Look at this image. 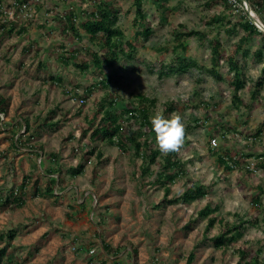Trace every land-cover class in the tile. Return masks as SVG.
<instances>
[{"label": "rangeland", "instance_id": "rangeland-1", "mask_svg": "<svg viewBox=\"0 0 264 264\" xmlns=\"http://www.w3.org/2000/svg\"><path fill=\"white\" fill-rule=\"evenodd\" d=\"M14 1L0 0L5 13L3 19L0 16V22L14 21L17 14L22 19L20 25L26 26L28 20H32V24L21 35L17 31L0 34V94L8 100L5 114H0V124L5 125L0 131V193L9 195L16 188L14 183L20 180L12 172L8 176V167L12 161L3 159L7 157L4 152L8 142L5 140L9 138L5 130L10 124L20 121L23 123L22 120L28 119L30 132L26 134L25 126L19 127L16 129V138L28 139V142L31 140L29 146L38 147L42 152L58 153L59 164L63 167L61 172L66 174L63 178L67 181L65 188H69V192L63 196L60 194L55 205L68 208L67 204L71 201L77 206L75 191L80 190L78 199L84 196L88 198L87 195L94 192L92 198H88L91 212L86 218L81 216L75 220V231L65 227L60 229L65 232L67 240L81 237L84 243L92 240L98 244L101 237L113 248H120L118 259L122 264H237L238 250L243 248L247 249L250 258L261 250L259 256L264 261V172L258 170L254 175L246 176L245 170L253 167V157L244 156L239 168L229 173L219 168L217 163V151L264 154V82L262 86H256V82L262 77L263 63L254 56V52L259 49L263 48L264 52V37H249L243 44L248 55L239 56L241 78L245 86L237 92V96L243 103L234 101V88L229 83L233 73L224 60L219 68L222 81H217L204 69L211 66L209 41L219 39L224 51H232L244 35L239 26L235 34L227 32L236 23L235 15L244 14V10L250 11L249 16L251 14L261 24H257L251 16L250 18L264 32V9L254 11L250 6L248 11L246 8L249 1L242 0V3L235 4L238 9L233 8L234 15L221 2L207 8L205 0H167V21L160 24L159 6L165 2H143L142 9L151 21L153 35L145 47L136 50L132 58L120 57L111 69L114 77L106 91L119 96L122 101H132L135 106L139 105L137 95L155 100L152 116L157 111L163 113L164 106L172 101L179 105V110L175 113L182 116L186 125V137L179 154L189 171L188 180L192 183H214L215 186L212 194L203 201L169 204L164 199L163 186L151 183L153 177L139 178L141 159L134 153H124L105 142H98L103 153L102 162H98L96 155H93L92 162L85 163L82 175L70 176L69 170L84 160L86 144L93 129L92 126L86 136H81L84 118L87 124L89 120H93L98 102L105 99V90H93L86 104H79L80 97L73 94L81 96L97 82L94 66L90 65L86 71L72 65L65 66L59 62L56 50L59 43H64L68 51L78 43L89 46L95 52L98 47L81 30L79 35L82 38L79 41L77 38L64 39L58 28L60 23L53 18L56 14H64L65 6L51 11L56 0H36L42 4L40 10L33 4L34 0H30L31 5L22 9H18ZM107 1L120 7L116 26L123 32L126 40L132 39L135 31L134 0ZM94 6L93 0H74L65 8L81 12L91 11ZM212 15L223 16V22L213 23ZM181 24L186 25L189 30L206 34L204 40L196 36L188 38L187 50L177 52L195 59L201 69L192 67L186 73L160 78L158 70L161 65L170 63L176 57L172 50L177 45L173 30ZM34 41H38V48H42L40 54H36V45H31ZM86 56L91 62L92 59ZM39 63H43L44 67L37 73ZM58 78L62 80L60 83L57 82ZM65 114L67 120L64 119ZM125 117L126 114H123V118ZM97 122L98 120L93 124ZM223 125L230 128V132L225 133L226 137H221L216 132ZM258 129H263L262 134L253 137ZM214 139L217 146L213 145ZM19 152L18 154L26 153L23 149ZM60 157L67 161H60ZM154 167L153 165L152 168ZM94 173L97 174L95 183L92 182ZM4 180L9 185H4ZM35 182L36 185L41 183L40 179ZM185 182V179H181L172 184V193L168 198L182 193ZM260 188H263V194L260 193ZM258 193L262 198L260 207L253 202ZM30 199L40 205L44 202L32 196ZM208 202L216 207V211L209 216L217 218L211 228H208V217L198 216V212ZM9 207H0V233L16 231V238L9 251L17 249L15 260L18 263L23 264V258L28 253L31 255L24 264L88 263L86 254L80 258L74 255L69 257L71 252H75L71 243H63L64 247L61 245L59 255L52 254L50 249H45L44 252L47 241L42 239L35 245L24 246L26 229L18 226L19 218L15 217L18 210L13 211ZM70 212L77 213L75 209H70ZM254 216L259 220L257 226H252L249 220ZM191 221L192 228L188 229L186 225ZM227 223L239 226L243 235L236 242H227L226 248H219L216 240ZM89 232H96V235H89ZM5 245V242H0V248ZM190 253L195 255L192 263L187 261ZM89 256L93 258V264L101 263L97 249ZM113 260L116 261L107 259L106 264H114Z\"/></svg>", "mask_w": 264, "mask_h": 264}, {"label": "trees", "instance_id": "trees-1", "mask_svg": "<svg viewBox=\"0 0 264 264\" xmlns=\"http://www.w3.org/2000/svg\"><path fill=\"white\" fill-rule=\"evenodd\" d=\"M74 0H56L54 2V8L51 10H57L62 6L67 7L68 4ZM84 1V0H83ZM152 1L153 3H163L159 8L161 9V22L164 24L167 21V14L169 13V8L166 5L167 0H134L133 5L135 7V13L133 18L134 24V35L132 39L126 40L123 32L118 26H116V21L118 19V14L120 7L116 6L113 2L107 0H93L95 3L94 8L89 10H81L77 12L74 8H65L64 14H56L53 20L58 21V28L63 35L65 40L77 38L79 41L82 37L79 35L82 31L88 37L92 44L98 47L95 52L89 46L77 44L74 49L68 51L65 48L64 43H59L57 47V58L59 62L65 66H75L80 68L82 71H86L90 68V65L94 66V75L97 77V82L86 90L81 96L80 94L74 93L73 95L79 96L80 99L88 100V97L93 90H105V99L100 100L97 104L98 110L92 116L93 120H89V124L85 123L82 126L81 136H86L87 131L91 130L90 140L86 144L87 148L85 150V156H83V162H80L77 166L69 170V174L72 177L82 175L85 172V163L91 161V157L96 155L98 162L103 161V153L98 147V142H105L112 147H116L124 153H134V155L141 159L140 174L139 178L144 176L153 177L151 183L160 184L163 186L164 199L169 204L178 203H191L195 200L203 201L208 198L210 194L214 191L213 184H202V183H192L189 178V171L186 169L185 163L181 161L179 151L171 152L168 154H163L160 152L156 142L155 133L151 125L152 108L154 107L155 100H151L148 97L137 95L139 100V105L135 106L132 101H122L121 98L115 94L107 92L109 84L111 83L114 76L111 74V69L115 66L116 62L119 61L120 57H126L130 59L134 56V53L139 47H145L146 43L149 42L153 35V27L151 21L147 14L142 9L143 2ZM205 7L211 8L221 2L227 10L234 13V9L237 5L236 3H242V0H205ZM249 5L252 10L259 11L264 9V0H248ZM15 5L18 9H22L24 6H30V0H15ZM37 10L41 9L42 4L39 1H34L33 3ZM249 12L244 10V14H237L236 23L231 29H228L229 34H235L237 31V26L241 27L244 31V35L240 38L238 44L235 45L232 51H224L222 49V43L219 39H213L209 41V48L211 49V66L205 67L204 69L217 81H222L223 76L219 72L221 68V62L224 60L228 66V69L233 73V78L229 80V83L234 88V101L243 103V101L237 96V92L244 88L245 84L241 78L242 66L239 62V56L248 55V50L243 49V44L248 41V38L254 35H259L264 37V32H262L254 24L250 18ZM4 10L0 3V16L4 18ZM16 18L14 21L0 22V34L6 32L17 31L20 35L27 30V27L32 24V20H28L26 26L21 24V17L15 14ZM224 17L218 15H212L211 20L214 23L223 22ZM9 25L11 27H9ZM10 28V29H9ZM16 28H19L18 30ZM81 30V31H80ZM3 32V33H2ZM173 35L177 45L172 47L173 52H175L176 57L170 63L166 65L163 63L161 68L158 70L159 77L171 76L172 74H183L188 72L192 67L199 68L198 62L190 57H186L183 54H178V50L186 51L188 44L186 40L192 36H196L201 40L206 38V34L201 31L189 30L186 25L181 24L179 27L174 28ZM38 41H34L31 45H36V54H40L42 48H38ZM92 60L88 61L87 56ZM256 59L261 60L263 63L262 77L256 82V86L260 87L264 82V52L263 48L254 52ZM44 67L43 63L38 64L36 72L38 73L41 68ZM201 69V67L199 68ZM61 78L57 79L60 83ZM66 92H69L66 90ZM107 92V93H106ZM255 99L256 97L253 96ZM8 100L0 94V114H5L6 108L8 106ZM179 110V105L177 102H170L163 108V115L169 116L173 112ZM54 112H52L53 114ZM123 114L126 117L123 118ZM67 114L64 115V119L67 120ZM91 119V118H88ZM98 122L94 125L95 121ZM26 123V130L30 129L28 120H22ZM1 123V118H0ZM21 124V123H20ZM3 127L0 125V131ZM263 129H258L255 136L258 137L262 134ZM217 133L221 137H226L225 133L230 132V128L227 125L221 126ZM249 139L250 137H246ZM211 149V146H210ZM213 149V148H212ZM211 149V150H212ZM213 151V150H212ZM217 163L218 167L223 169L224 172H234L239 168L241 160L246 157L255 158V165L253 168H247L245 170L246 176H252L258 170H263L264 172V154H240V152L232 153L226 151H217ZM155 166L152 168V166ZM96 173L93 175V183L96 181ZM95 177V178H94ZM181 179H185L183 191L180 194L174 195L171 199L168 198L172 193L171 185L177 183ZM190 181V182H189ZM56 184V178L50 177L46 188L43 192L44 194H53L54 186ZM24 187L22 186L21 190ZM263 192V188H260V193ZM263 194V193H262ZM261 195L258 193L254 196L253 202L256 206L260 207L262 205ZM25 203V199L22 195H19L14 190L11 191L9 195H4L0 193V207L4 205H9L11 210H17L22 207ZM216 211V207L211 202L198 212V216L201 218L208 217V228L215 225L217 218L209 217L213 212ZM223 223L222 219H219ZM252 226H257L259 220L256 216L254 218H249ZM192 221L189 222L186 227L188 229L192 228ZM264 225V222H263ZM264 229V227H263ZM234 231V234L231 232ZM16 231L8 230L7 232L0 233V242H5L6 245L0 248V264H22L15 260V253L17 249H12V242L16 238ZM243 235V231L237 225L231 226L229 223L224 226L223 230L218 235L216 240V246L219 248H226L227 242H236ZM102 248L109 256L113 253L114 256L120 254V248H113L109 244L102 243ZM84 247H80L79 252H86ZM261 250L253 256L249 257L247 249L243 248L238 250L239 261L237 264H263L264 261L260 259ZM31 253H28L25 258H23V264L28 260ZM194 253H190L188 262L192 263L194 261ZM119 264V263H118Z\"/></svg>", "mask_w": 264, "mask_h": 264}, {"label": "crops", "instance_id": "crops-1", "mask_svg": "<svg viewBox=\"0 0 264 264\" xmlns=\"http://www.w3.org/2000/svg\"><path fill=\"white\" fill-rule=\"evenodd\" d=\"M2 95V94H1ZM3 96V95H2ZM5 97V96H3ZM6 98V97H5ZM7 99V98H6ZM28 120V119H27ZM29 122V121H28ZM21 123V124H20ZM25 124V125H23ZM1 125V124H0ZM4 129L5 125H1ZM25 126V132L28 134V131L30 132L31 126L29 130H26V123L25 122H17L10 124L5 131L9 135V138L5 141L8 142V146L5 148L6 151L4 152L5 155L8 158H3L4 160L12 161V164L8 167L9 175L11 172L15 174V176H18L20 180L14 185L16 186L15 192L22 195L24 194L23 198L25 199V203L22 207L17 209V213L15 214V217L19 218L18 220V226L25 228V234H26V242L23 243L24 246L29 247L31 245H35L38 243L40 239L42 241H47V243L44 246H47L45 249L52 250V254L59 255V251L61 250V245L63 243H71L72 245H76L77 247H84V250H87L86 252H71L74 257H82L85 256L88 259L87 264H93L92 263V257L89 256L91 250H96L100 253V264H106L107 259H116L113 260L114 264H122L120 261L118 254L117 256L113 253H110L111 256L108 255L102 248V243H107L106 240L102 239L100 237V233H98V236L100 237L97 241L98 244H95L91 239V241H85L83 242V239L80 237H75L72 240H67L65 236V232H62L60 229L62 227L64 228H71L72 231H75L73 229V226H75V220L79 219L81 216L86 218L87 214L91 212V208L89 207V201L88 198H92V194H88V198L84 196V198H79V192L75 191L77 193V206H74L71 201L68 203V208H65L63 206L55 205V201L59 199V195L62 196L65 195L67 192H69V188H65V185H67V181L64 180V176L66 174L62 173L63 170L62 165L59 164V154H55L54 151H48V152H42V150L38 147H31L30 142H28V139L23 138H16L17 133L16 129L21 127L23 128ZM7 136V135H6ZM37 143V142H36ZM26 144V147L24 146ZM24 147V148H23ZM23 149L26 153L25 154H18L20 153L19 150ZM8 152V155H7ZM39 159V161H38ZM41 161V163H40ZM60 161H67L64 157H60ZM50 177L56 178V184L54 186L53 194H41L38 195L37 192L41 191L43 192L46 188V185L48 183V180ZM37 179H40L41 183L36 185L35 181ZM9 181V180H8ZM43 182V183H42ZM7 183L5 180L3 182L4 185ZM7 185H9L7 183ZM22 186L24 187L22 190ZM7 188H11L10 186H7ZM5 188V189H7ZM60 195V196H61ZM31 196L35 199H40L44 202H33L30 198ZM73 199L74 196H73ZM87 199V200H86ZM50 202V203H49ZM75 202V201H74ZM38 204V206H37ZM70 209H75L76 214H73V212H70ZM66 217V218H65ZM57 222V224H56ZM62 224V225H59ZM17 224V223H16ZM28 226H30L28 228ZM100 227V226H98ZM70 233V232H69ZM91 234L89 235H96V232H89ZM87 234V233H85ZM73 242V243H72ZM111 245V244H109ZM112 246V245H111ZM50 247V248H48ZM64 247V245L62 246ZM113 247V246H112ZM97 254V253H96ZM91 258V259H90ZM90 259V260H89ZM87 262V261H86ZM81 264H84L83 262H79Z\"/></svg>", "mask_w": 264, "mask_h": 264}, {"label": "clouds", "instance_id": "clouds-1", "mask_svg": "<svg viewBox=\"0 0 264 264\" xmlns=\"http://www.w3.org/2000/svg\"><path fill=\"white\" fill-rule=\"evenodd\" d=\"M258 21L261 24V21ZM84 104H86V100ZM151 125L155 133V142L161 153L168 154L180 150L186 137V125L180 114L174 112L170 118H165L161 111H157L151 117ZM214 141L216 142V139ZM213 145L217 146V143L216 145L213 143ZM255 163L256 161H254L253 167Z\"/></svg>", "mask_w": 264, "mask_h": 264}, {"label": "built area", "instance_id": "built-area-1", "mask_svg": "<svg viewBox=\"0 0 264 264\" xmlns=\"http://www.w3.org/2000/svg\"><path fill=\"white\" fill-rule=\"evenodd\" d=\"M34 1H35V0H34ZM84 103H85V100L80 99L79 104L84 105ZM213 143L216 145V142H215V141H214ZM79 247H80V246L76 247V245H74V251H75V252L78 251ZM94 251H95V250H91L90 253H94Z\"/></svg>", "mask_w": 264, "mask_h": 264}, {"label": "water", "instance_id": "water-1", "mask_svg": "<svg viewBox=\"0 0 264 264\" xmlns=\"http://www.w3.org/2000/svg\"><path fill=\"white\" fill-rule=\"evenodd\" d=\"M248 11L251 9L250 8V5L249 4H247V8H246ZM250 12V11H249ZM250 16H251V18L257 23V24H259V21H257L251 14H250Z\"/></svg>", "mask_w": 264, "mask_h": 264}]
</instances>
